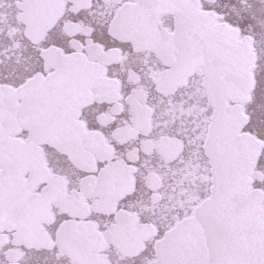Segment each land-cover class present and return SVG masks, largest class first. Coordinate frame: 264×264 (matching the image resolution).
<instances>
[{
  "label": "snow or ice",
  "instance_id": "obj_1",
  "mask_svg": "<svg viewBox=\"0 0 264 264\" xmlns=\"http://www.w3.org/2000/svg\"><path fill=\"white\" fill-rule=\"evenodd\" d=\"M240 3L0 0V264H264V0Z\"/></svg>",
  "mask_w": 264,
  "mask_h": 264
},
{
  "label": "flooded vegetation",
  "instance_id": "obj_2",
  "mask_svg": "<svg viewBox=\"0 0 264 264\" xmlns=\"http://www.w3.org/2000/svg\"><path fill=\"white\" fill-rule=\"evenodd\" d=\"M205 3L210 7L220 9L226 13H234L242 6L240 0H205ZM8 11L10 15L11 10ZM240 20L243 22V17H240Z\"/></svg>",
  "mask_w": 264,
  "mask_h": 264
}]
</instances>
